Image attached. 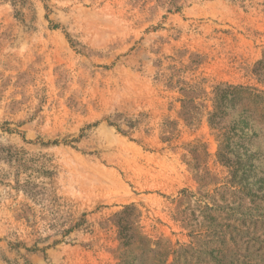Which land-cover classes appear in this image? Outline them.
<instances>
[{"label":"rangeland","instance_id":"1","mask_svg":"<svg viewBox=\"0 0 264 264\" xmlns=\"http://www.w3.org/2000/svg\"><path fill=\"white\" fill-rule=\"evenodd\" d=\"M126 206L168 264H264V0H0V264H117Z\"/></svg>","mask_w":264,"mask_h":264},{"label":"trees","instance_id":"2","mask_svg":"<svg viewBox=\"0 0 264 264\" xmlns=\"http://www.w3.org/2000/svg\"><path fill=\"white\" fill-rule=\"evenodd\" d=\"M176 11L180 8L173 6ZM237 94L250 96V92L245 88L238 86H225L224 88H216L214 93V112L210 116L211 125H218V122H214V118L218 115L225 114L223 102L229 97L235 98ZM235 120L233 125L228 130L235 128ZM225 130L223 133L226 137ZM229 137H226L227 141ZM206 208H208L206 206ZM137 209L133 206H126L121 211L115 214L117 228L118 241H119V255L117 264H168V253L162 248L160 241H152L146 236H142L140 231L135 226V218L137 217ZM243 255L237 260L236 264H250L252 261L251 256H254L260 251L261 247L252 242H243ZM253 252V254H251Z\"/></svg>","mask_w":264,"mask_h":264}]
</instances>
